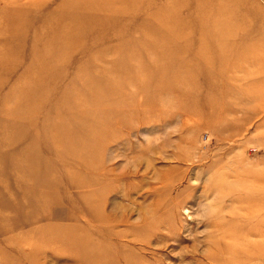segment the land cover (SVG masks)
Here are the masks:
<instances>
[{
    "label": "rangeland",
    "instance_id": "obj_1",
    "mask_svg": "<svg viewBox=\"0 0 264 264\" xmlns=\"http://www.w3.org/2000/svg\"><path fill=\"white\" fill-rule=\"evenodd\" d=\"M0 264H264V0H0Z\"/></svg>",
    "mask_w": 264,
    "mask_h": 264
},
{
    "label": "bare ground",
    "instance_id": "obj_2",
    "mask_svg": "<svg viewBox=\"0 0 264 264\" xmlns=\"http://www.w3.org/2000/svg\"><path fill=\"white\" fill-rule=\"evenodd\" d=\"M87 139H88V138H87ZM74 151H75V150H74ZM87 168H88V167H87ZM87 168H86V169H87ZM77 230H78V229H77ZM260 233H261V232H260ZM224 249H225V248H224Z\"/></svg>",
    "mask_w": 264,
    "mask_h": 264
}]
</instances>
